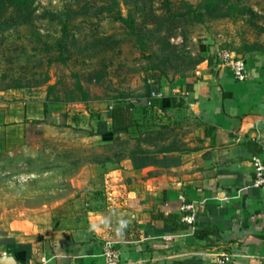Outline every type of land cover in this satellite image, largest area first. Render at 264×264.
I'll return each instance as SVG.
<instances>
[{"label":"crops","instance_id":"0c3cea01","mask_svg":"<svg viewBox=\"0 0 264 264\" xmlns=\"http://www.w3.org/2000/svg\"><path fill=\"white\" fill-rule=\"evenodd\" d=\"M217 53L193 75L156 81L160 96L142 112V137L165 132L154 145L118 161L75 159L72 174L52 149L81 152L83 138L108 148L110 115L0 89V263L106 264L111 241L119 264H264V190L251 164L264 158V53L243 56L241 82ZM180 196L194 206L191 225Z\"/></svg>","mask_w":264,"mask_h":264},{"label":"rangeland","instance_id":"374dc122","mask_svg":"<svg viewBox=\"0 0 264 264\" xmlns=\"http://www.w3.org/2000/svg\"><path fill=\"white\" fill-rule=\"evenodd\" d=\"M227 1L235 7L228 17L221 16L227 9L224 1L216 10L206 0H34L28 22L0 25V89L19 81L46 93L47 85H54L52 94L61 99L70 92L80 99L82 90L92 109L106 112L113 99L142 95L156 81L193 75L204 62L211 63L208 53H264V0ZM118 12L134 21L136 34L114 20ZM63 36L60 49L55 42ZM51 119V135L59 138L56 119ZM73 142L68 138L66 146L73 147ZM81 143V152L71 150L77 158L67 159V174L78 169L74 161L79 157L83 162L90 156L118 161L136 148L129 140L109 149H90L85 138ZM67 200L64 205L72 196Z\"/></svg>","mask_w":264,"mask_h":264},{"label":"trees","instance_id":"16d2710c","mask_svg":"<svg viewBox=\"0 0 264 264\" xmlns=\"http://www.w3.org/2000/svg\"><path fill=\"white\" fill-rule=\"evenodd\" d=\"M167 4L170 3V0H164ZM224 1V3L227 4V9L225 13H221V16H229L232 15L233 12H235V7L229 3L227 0H206L208 2V7L212 8L211 6H214L216 10L219 9L217 7V3ZM114 3H118L115 1ZM34 4V0H0V25H7V23H12V25H16L15 27L19 26L22 23H26L31 19V12L30 8ZM9 9H12V14H7V11ZM220 10V9H219ZM223 12V10L221 9ZM226 14V15H225ZM115 21H118L122 23L123 25H126L129 30L136 34L134 21L125 19L120 12H118L115 17ZM3 32H0V38L3 39ZM5 40V39H4ZM7 40V39H6ZM56 45L61 48L64 47V36L62 39L58 38L56 40ZM54 43V44H55ZM4 44V43H3ZM8 46V42L4 44V47ZM229 50V49H228ZM232 51V50H231ZM251 51V50H250ZM60 53H63V50H60ZM61 58V57H60ZM66 60L65 58L63 59ZM78 90H81V86L77 85ZM54 85L50 86L47 85V92H46V101H48L51 104H65V105H73V104H84L87 105L88 103V95H86L85 92L82 90V98L76 99L74 97V93L70 92V96L66 99H61L58 95L52 94ZM34 86L29 84H21L19 81H16L14 85H9L6 89H33ZM36 89V88H34ZM153 92L152 86L148 85L145 89V92L142 93V95L134 96V97H119L116 99H113L109 102L107 107V113L110 115V119L112 121L111 125V134L113 136L112 143L108 146V148L103 145L99 144L98 148L102 149H109L113 148L116 145L122 146L127 144V140L129 142H132L133 144H136V148H133L132 150L128 151L127 154H124V157L132 156L136 154H142V146H140L141 141H144L145 143L149 145H154V142L156 139L161 138V135H165V132H155L153 129L147 130V133L144 137H142V112L143 114H146L149 112L148 107L144 105V101L148 100L150 101L151 107L154 106L155 100L154 98H151V93ZM112 105L111 109L109 107ZM131 129H135V131H131ZM166 134L170 135V129L168 127L165 128ZM100 137H102V134H99ZM124 137L127 138L126 141H124ZM114 152V151H113ZM124 152L123 150L121 153ZM74 155L77 158V155L74 151L66 150L63 153L61 152V156L57 153L55 149H52V156L58 157H65L68 159ZM116 155V153L114 154ZM120 155V153H117V156ZM123 157V158H124ZM92 160L100 159L98 157H94V159L90 156ZM80 157L77 159L79 160ZM102 160H113V158H109L108 156L105 158H101Z\"/></svg>","mask_w":264,"mask_h":264},{"label":"built area","instance_id":"2783aa9c","mask_svg":"<svg viewBox=\"0 0 264 264\" xmlns=\"http://www.w3.org/2000/svg\"><path fill=\"white\" fill-rule=\"evenodd\" d=\"M217 59L221 67L227 69L236 81H245L248 78V71L244 58L235 53L234 51L224 49L217 53ZM160 95L153 91L151 98L159 97ZM145 105L150 109V101L145 100ZM112 105L109 107L111 109ZM253 181L252 185L255 189L264 190V158L260 156H253L251 158ZM180 200L183 202L181 211L185 215L181 218V221L186 224H193L195 221L194 206L192 203L188 204L184 202V197L180 196ZM103 255L106 264H119L120 253L116 249L113 242L108 241L103 247ZM229 257H221L218 259V264H226L229 262Z\"/></svg>","mask_w":264,"mask_h":264},{"label":"water","instance_id":"95a60500","mask_svg":"<svg viewBox=\"0 0 264 264\" xmlns=\"http://www.w3.org/2000/svg\"><path fill=\"white\" fill-rule=\"evenodd\" d=\"M0 264H13V261L10 259H5Z\"/></svg>","mask_w":264,"mask_h":264}]
</instances>
